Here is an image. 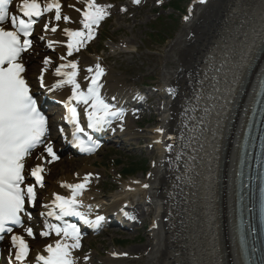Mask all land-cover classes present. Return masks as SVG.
Masks as SVG:
<instances>
[{
	"label": "bare ground",
	"instance_id": "1",
	"mask_svg": "<svg viewBox=\"0 0 264 264\" xmlns=\"http://www.w3.org/2000/svg\"><path fill=\"white\" fill-rule=\"evenodd\" d=\"M65 3L61 10L71 22L54 18L51 25L57 31L53 32L48 23L39 32L47 47L56 51L61 64L53 73L52 62L42 61L43 88L38 91L61 103L77 93L74 85L64 83L67 75H57L62 71L76 73L80 93L87 95L92 87L90 80L102 68L100 95L113 111H119L120 103L128 96L114 91L109 68L102 59L85 60L81 68L76 60L77 67H69L72 55L68 52L73 53L75 48L68 47L73 37L64 30L83 31L88 0ZM96 3L104 6L100 0ZM21 4L22 0L14 2L11 15H19ZM197 4L170 45L159 85L151 88L163 98L158 108L159 122L152 132L158 150L154 170L146 184L129 182L126 185L139 188L131 187L129 194L123 193L128 196L136 190L143 192L155 206L148 264H245L237 223V178L243 136L264 77V0H198ZM169 61L173 65L169 66ZM26 76L37 90L33 73ZM74 103L82 110L84 126L89 131V113H97L95 101L85 104L79 99ZM103 128L97 126L94 132L98 134ZM44 157L46 162L42 163ZM26 161L43 164L46 174L57 163L44 153L28 155ZM92 175L95 171L91 168L81 174L68 170L58 181H51L50 191L40 201V212L45 213L55 194L64 192L66 185L88 184ZM127 215L131 216L130 212ZM61 233L63 238L56 242L35 243L33 256L43 255L49 245L55 248L57 243L62 247L74 244L73 235ZM69 251V258L76 264L74 252ZM124 259L112 255L99 264H123ZM78 264L94 262L87 257Z\"/></svg>",
	"mask_w": 264,
	"mask_h": 264
},
{
	"label": "rangeland",
	"instance_id": "2",
	"mask_svg": "<svg viewBox=\"0 0 264 264\" xmlns=\"http://www.w3.org/2000/svg\"><path fill=\"white\" fill-rule=\"evenodd\" d=\"M100 1L105 6L104 18L98 25H93V38L85 40L79 51L73 52L71 60H77L79 68L84 66L85 60L104 61L109 68L114 91L128 96L122 101L127 106L124 115L127 122L123 125L126 129L118 128L120 118L112 120L110 128L117 133L98 154L92 157L62 156L52 165L51 178L47 177V187L41 196L49 190L50 182L58 181L66 171L81 174L83 170L93 169L95 175L87 185L89 189L85 194V200L92 201L91 212L96 214L105 209L108 214L123 203L128 205V211L136 222L129 230L117 231V227L110 226L88 234L83 245L79 243L82 247L77 250L83 249L79 259L90 257L89 261L99 264L114 255L117 258L125 257L123 264H148L146 256L153 243L151 227L155 206L143 192L136 190L137 193L135 191L128 196L123 193H130L131 187L139 188L142 181L146 184L154 170L158 150L152 132L159 122L158 108L163 98L151 88L159 85L170 45L198 4L197 0H139L138 3L136 0ZM170 2H174L179 11L171 9ZM62 16H65L64 12ZM157 17L160 20H156ZM170 31L175 35L172 40L166 39ZM27 59L28 71L33 73L35 80L43 60H51L53 67L61 64L56 51L46 47L42 37L36 39V45ZM167 64L173 65L171 61ZM53 67L51 72L55 73L56 68ZM129 182L139 185L130 187L126 185ZM120 198H123L122 203H118Z\"/></svg>",
	"mask_w": 264,
	"mask_h": 264
},
{
	"label": "snow or ice",
	"instance_id": "3",
	"mask_svg": "<svg viewBox=\"0 0 264 264\" xmlns=\"http://www.w3.org/2000/svg\"><path fill=\"white\" fill-rule=\"evenodd\" d=\"M136 2L138 3L139 0H136ZM10 3H12V0H0V25L8 23L12 29H17L7 30L5 27H0V234L12 231V228L8 227L9 224L19 225L21 223L25 196H29L33 204L35 203L34 186L29 185L26 190L21 187L25 183V158L30 155L31 149L43 143L41 138L47 132V120L37 108L31 89L22 76L25 71L24 66L19 62L21 53L32 46L31 40H22L21 36L31 35L34 21L18 20L15 15H10L7 8ZM20 6L24 11V15L29 18L43 16L45 11L53 12V9H55L56 21L64 19L71 22L69 17H62L60 0H22ZM87 8L88 11H84L82 21L87 33L64 30L73 37V43L68 45L70 49L75 48L76 51H79V44L93 38L91 34L93 25H98L99 21L104 18L105 8L98 5L96 0H88ZM57 30L56 28L52 29L53 32ZM49 46L51 47V45ZM68 55H72V52L69 51ZM69 67L76 68L77 65L71 64ZM103 74L104 69L100 68L96 79L91 81L92 87L88 89V94L84 95L80 93V84L75 80L76 73L57 72V75L68 76L67 81L64 83L75 86L79 95L74 99H80L85 104L89 100L95 101L93 107L97 109V113L95 115L89 113L93 128L98 124L108 122L109 117L123 115L122 112L113 111L100 95L99 89L102 85L99 78ZM40 79L43 81V76ZM57 86L61 87L63 85ZM72 111L75 113L74 108ZM101 111L103 116L99 115ZM79 131L84 132V128L81 127ZM46 151L53 160L57 158L51 145L46 146ZM43 171L42 167L37 166L30 173L36 177L41 186L43 185V177L40 173ZM66 187H74L79 192L84 185H66ZM57 200L61 201L60 208L63 210V215H77L82 219L84 218L82 213L75 210V196L71 200L58 196ZM100 219H103V217ZM86 223H91V221H86ZM96 223H99V221ZM69 227L72 229L71 235L76 239V243L65 244L63 247L60 243H57L55 248L49 245L47 251L52 255L50 257H39L41 261H44V264H73V261L69 258L71 255L69 249L78 248L80 245L79 236L77 235L78 230L74 225H69ZM26 231L29 236L32 235L31 228L26 229ZM55 231L57 236L61 232L66 235L69 234L68 229L59 227ZM44 235H48V233L46 232ZM0 239H3V235H0ZM12 241L18 248L19 255L17 259L21 262L27 260L30 249L24 237L15 235L12 237Z\"/></svg>",
	"mask_w": 264,
	"mask_h": 264
},
{
	"label": "trees",
	"instance_id": "4",
	"mask_svg": "<svg viewBox=\"0 0 264 264\" xmlns=\"http://www.w3.org/2000/svg\"><path fill=\"white\" fill-rule=\"evenodd\" d=\"M173 4V6L174 7H176L177 9H179L178 7H177V5L176 4H174V3H172ZM173 34L171 33V31L167 34V37H171Z\"/></svg>",
	"mask_w": 264,
	"mask_h": 264
}]
</instances>
